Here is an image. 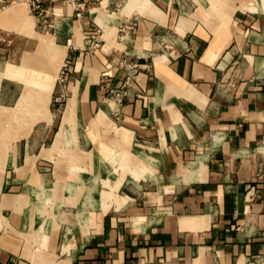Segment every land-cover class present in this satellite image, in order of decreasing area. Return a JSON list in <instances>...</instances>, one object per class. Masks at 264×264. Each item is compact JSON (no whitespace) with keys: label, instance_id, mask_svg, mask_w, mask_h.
I'll list each match as a JSON object with an SVG mask.
<instances>
[{"label":"crops","instance_id":"1","mask_svg":"<svg viewBox=\"0 0 264 264\" xmlns=\"http://www.w3.org/2000/svg\"><path fill=\"white\" fill-rule=\"evenodd\" d=\"M53 11L48 25L24 2L0 3V72L38 51L36 35L67 47L53 121L38 122L55 135L74 118L88 162L74 181L64 173L88 190L50 189L55 161L38 157L51 145L34 154L19 137L0 176V264H264V0H93L82 18L58 0ZM86 35L102 49L83 51ZM23 86L3 77L0 105Z\"/></svg>","mask_w":264,"mask_h":264},{"label":"rangeland","instance_id":"2","mask_svg":"<svg viewBox=\"0 0 264 264\" xmlns=\"http://www.w3.org/2000/svg\"><path fill=\"white\" fill-rule=\"evenodd\" d=\"M104 10L110 16L108 11L106 9ZM104 10L100 9V11L98 12V16H97L98 20L102 16ZM214 11L215 12L219 11L218 7L216 6V3L209 10L210 13ZM196 14H198V16L201 18L204 17V15L199 14L198 11ZM187 18H188L187 16H182L180 18L179 24L177 26V32L181 33V31H183L187 27L186 26ZM25 25H28L29 27H31L30 21L25 22ZM108 29H106V37L108 36L109 38L112 35L113 31L110 32ZM75 32H76L77 42L78 44H80L81 43L80 30L77 28L75 29ZM37 36L39 37V36H44V35H36V37ZM47 38H50V37H47ZM9 39L10 37L2 41L3 44L6 43L5 47L7 48H10L11 46H13V43L11 44ZM38 42H39L38 51H36L34 54L27 56V57L29 56L32 57L30 64L24 65L23 63L21 66L8 65L5 71L0 72V82L3 77H8L12 79L21 80L24 83L21 95L14 106L0 105V111H2V109L4 108H9L13 110L12 112L13 116L11 117L12 119L11 121L15 122L16 124L15 126H12L11 123H8L4 120H0V176L3 179L6 162L8 161V159H10L11 154L15 152L16 140L19 137H21L20 139H22L23 142H25V140L29 141L30 151L34 154H39V151L41 150L43 146H45L46 148H49L51 145V147L46 151V153H43L42 155L38 157L39 158L38 160H41V161L47 160V158L49 159L53 158L55 161L57 181L51 185L50 189H52L56 185L63 186V185L72 184L73 186H75L73 184L74 178H72V176L77 177V174L79 175V172L82 170L80 166V160L82 159V157H84V155L80 156L78 152L80 150H78L77 148L73 146L77 142V139H76L77 135L75 134V129H74V126H75L74 118L71 119L69 116V113L68 112L65 113L62 119L61 126L64 120L67 118L66 119L68 122L67 129L69 130L70 133L68 134L67 138H61V139L58 138V134L61 130V126H59L57 132L54 135V130L56 129V127H53L52 131L49 133L48 131H45L42 127H40L44 123L38 122L41 120H46L47 122L51 120V114L49 110L50 101H51L50 96L52 94L55 80L59 76L61 67L64 63L63 62L64 57L66 56L62 54L59 48L63 47L67 49V47L58 45L54 43V41L42 42L39 40ZM52 44H55V45L52 46ZM103 44L104 42L100 41L96 35H93L90 37L89 35H86L84 42H83V46H81L80 48L83 51H90L91 49H102ZM22 46H23L22 42L16 45V47H20V48H22ZM41 48H44V50L47 52L43 53L41 51L42 50ZM127 64H128V61L126 60V58L122 57L121 62L117 65L122 77H124V81H127L128 78L131 76L130 75L131 73L129 72L128 67L126 66ZM42 65L44 69L40 68ZM26 84H29L27 88L28 90L32 92L31 99L32 100L37 99V100L35 102L31 100V102L27 106V110L19 111V107L17 105L22 98V95L26 88ZM124 91H125V87H122V85L116 86L112 88V93H111L110 98L113 97V99H119L121 98V95L123 94ZM106 106H109L111 109H113L110 103H108ZM106 106L102 107V111H105ZM15 112H17L16 115H15ZM57 113H59V111ZM52 117H53V114H52ZM52 121H53V118H52ZM51 122H48V123H51ZM29 131L30 133L28 134L27 132ZM21 132H25V133L22 134ZM53 136H54V139H53ZM83 159H84L83 163L86 165V163L88 162L86 160V157H84ZM26 160H30V162L27 164ZM26 160H25L24 165L22 166L17 165L18 170H21L24 167L31 166L33 157L31 155H27ZM50 164L51 165L47 167L49 169L45 171L46 180L54 178L53 163H50ZM85 168L86 167L84 166V169ZM42 170L43 169L40 168V173L43 172ZM65 170L69 172L68 173L70 174L69 177L71 176V180L73 181H69L67 179L68 176H66V174L64 173ZM7 185H8L7 191H9L12 184L8 183ZM17 186L19 187L17 191H23L26 187V185L23 183L18 184ZM75 187L77 189L79 188L78 190L82 189V193L88 190L87 188H82V187H77V186ZM49 194L50 192L49 193L45 192V195H49ZM2 207H4L3 204L0 205V211ZM0 215L4 217V215L1 212H0ZM2 216H0V227L10 226V222L9 224H5L1 220Z\"/></svg>","mask_w":264,"mask_h":264},{"label":"built area","instance_id":"3","mask_svg":"<svg viewBox=\"0 0 264 264\" xmlns=\"http://www.w3.org/2000/svg\"><path fill=\"white\" fill-rule=\"evenodd\" d=\"M57 1L58 0H0V3L4 8L9 4L24 2L44 23L51 25V18L54 15L53 5ZM63 2L67 6L73 8L77 18H82L93 0H63ZM66 65L67 64H65V66Z\"/></svg>","mask_w":264,"mask_h":264},{"label":"bare ground","instance_id":"4","mask_svg":"<svg viewBox=\"0 0 264 264\" xmlns=\"http://www.w3.org/2000/svg\"><path fill=\"white\" fill-rule=\"evenodd\" d=\"M20 10V9H19ZM10 12V11H9ZM101 13V12H100ZM8 14V13H7ZM18 17H20V18H22V15L21 14H18L17 15ZM100 19V18H99ZM29 25V24H28ZM28 25H25L26 27H28V28H30ZM77 29V28H76ZM37 39H38V41L40 40V41H42V42H47V41H53V39L52 38H47V37H44V36H37L36 37ZM31 59H32V57L31 56H29V57H27V58H25V60H24V65H28V64H30V62H31ZM35 59V58H34ZM42 59V58H41ZM41 69H44V67H43V65L40 67ZM34 80V79H33ZM32 80V81H33ZM35 80H36V78H35ZM28 85L29 84H26V88H25V90H24V93H23V95H22V98H21V100L19 101V103H18V107H19V111H22V110H27V106L29 105V103L31 102V94H32V92L30 91V90H28ZM37 92V91H36ZM37 99H35V100H32V101H36ZM110 104H111V107L113 108V109H117L118 108V103L117 102H115V101H111L110 102ZM117 106V108H115ZM12 112H13V110L12 109H9V108H4V109H2V111H0V120H4V121H6V122H8V123H11V125L12 126H15L16 124H15V122H12L11 120V117L13 116L12 115ZM18 112V111H17ZM17 112H15V115H16V113ZM19 117V116H18ZM66 118V117H65ZM64 118V119H65ZM67 119V118H66ZM64 120V122H63V124H62V126H61V130H60V132H59V134H58V138L59 139H61V138H67V136H68V134L70 133L69 132V130L67 129V120Z\"/></svg>","mask_w":264,"mask_h":264}]
</instances>
